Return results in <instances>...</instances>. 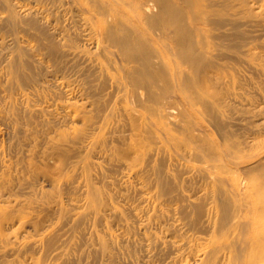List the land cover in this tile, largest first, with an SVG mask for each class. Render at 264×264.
Here are the masks:
<instances>
[{"label":"bare ground","instance_id":"6f19581e","mask_svg":"<svg viewBox=\"0 0 264 264\" xmlns=\"http://www.w3.org/2000/svg\"><path fill=\"white\" fill-rule=\"evenodd\" d=\"M0 264H264V0H0Z\"/></svg>","mask_w":264,"mask_h":264}]
</instances>
